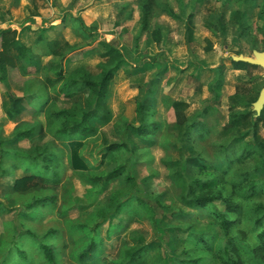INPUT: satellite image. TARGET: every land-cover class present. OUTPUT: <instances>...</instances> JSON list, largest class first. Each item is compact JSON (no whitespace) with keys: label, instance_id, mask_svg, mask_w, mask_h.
Masks as SVG:
<instances>
[{"label":"rangeland","instance_id":"rangeland-1","mask_svg":"<svg viewBox=\"0 0 264 264\" xmlns=\"http://www.w3.org/2000/svg\"><path fill=\"white\" fill-rule=\"evenodd\" d=\"M71 1L56 0V4L51 5L46 0H5L2 7L0 6L2 11L7 9L0 14V28L15 30L13 27H17V38L30 48L35 56L41 57L45 66L50 65L52 58L48 56L44 43L37 41L41 29H47L46 38H57L66 43L69 46L66 51L93 41V38L84 40L75 35L70 20L72 15L81 17L85 25L95 31L96 40L93 50H87L86 47L82 53L70 59L69 72L78 66H85L92 74L99 73L104 61L100 57L103 50L101 43H109L122 49L124 55V62L109 87L108 104L113 113L111 122L100 125L95 135L65 150V173L61 184L54 187L40 182L39 188L35 190L38 195L55 194V208L45 212L42 220L26 224L32 226L39 235L48 228H57L62 235L57 246L60 261L62 264H75L71 256L74 248L68 234L67 220H84L90 212L105 206L113 192L120 188L121 191L126 189V186L118 181L103 184L100 186L103 192L89 203L86 199V191L90 187L87 179L127 163L139 184V191L149 194L151 201L153 200L149 204L154 209L157 228L152 225L150 215L140 211L134 212L128 219L125 217V220H128L126 225L110 241L105 239L103 228L101 234L104 244L96 264H115L123 246L141 244L149 245V253L143 264H172L173 258L179 256L183 248L179 240L187 226L195 233L206 231L221 236L219 224L208 209L190 211L181 204L178 186L171 180L170 173L182 157L183 160L195 157L198 152L219 166V145L230 137L222 133L228 114L256 113L253 104L264 87V68L257 66L251 70L238 71L232 69L230 60L240 56L255 58V53L264 52L263 1L241 4L239 0H150L153 3L150 26L139 44H136L135 35L140 22L142 0H77L72 9H67ZM164 2H168L176 11L180 17L179 21L161 14L159 5ZM123 7L125 8L121 10ZM192 12L195 16L190 26L194 29V34L189 52L185 44V26L186 18ZM235 15L240 17L241 29L233 24ZM61 18L64 22H56ZM154 28L160 29L161 32L159 45L153 42L151 36ZM208 41L212 44V50L208 49ZM8 54L15 56L11 49ZM220 62L226 66L224 85L219 101L213 103V95L208 91L207 84L217 75L216 67ZM198 64H203L212 71L203 73L201 79L194 81L191 75ZM41 70L45 73H40L38 81L44 84L45 77L51 75L46 67ZM150 81L154 82L153 97L145 93ZM11 83L17 86L14 80ZM46 89L51 94L50 99L38 114L26 107L15 122H9L4 118L0 106V133L3 139L11 138L17 127H41L42 133L35 136L33 141L34 145L42 146L51 141L48 133L49 110L75 107L78 113H81L92 105L91 96L87 91L70 99H63L55 98L48 84ZM2 93L3 88L0 86V103ZM174 101L185 103L183 111L189 118H193L207 104L211 106V112L204 120L210 129V135L193 147H182L178 140L181 129L175 123L172 107ZM138 102L153 105L157 131L153 136L154 145L149 148L140 146L136 138L130 137L138 147L136 153L139 154L136 156V163L132 165L129 162L134 157L128 151L109 153L107 147L123 140L126 123L132 126L139 124L135 111ZM251 118L252 115L249 119ZM251 125L252 122L249 121L231 135L251 143ZM258 134L264 137L262 127H259ZM32 145L31 141H23L12 146L29 149ZM56 145L59 146V142H56ZM253 166V162H248L243 168L252 169ZM21 175L22 171L17 170L16 176ZM263 181L264 174H261L258 176V182ZM11 183L12 178H0V259L7 249L5 244L12 240L10 230L23 232L16 213H6L3 210L4 207L13 206L17 197L12 192ZM69 200L73 201L77 208L70 210L63 217L62 206ZM258 200L264 202V195ZM244 205L248 206L249 203ZM215 206L217 209L222 208L221 203H216ZM180 210L185 211L187 217L171 216V213ZM243 224L246 226L248 221L244 220ZM24 239L22 246L26 247ZM25 249L27 250V247ZM31 259L32 264H44L36 255L32 254Z\"/></svg>","mask_w":264,"mask_h":264},{"label":"trees","instance_id":"trees-1","mask_svg":"<svg viewBox=\"0 0 264 264\" xmlns=\"http://www.w3.org/2000/svg\"><path fill=\"white\" fill-rule=\"evenodd\" d=\"M46 1L51 5L56 4V0ZM76 1L72 0L67 9H72ZM142 1L140 22L135 35L136 44H139L142 36L147 33L153 14V3L150 0ZM239 1L242 2L241 4L256 2V0ZM262 1V13H264V0ZM159 9L162 14L172 20H180L179 15L168 2L160 3ZM194 16L192 12L186 18L185 44L189 52L194 34L190 23ZM239 18L235 15L233 24L241 29L242 24ZM63 20L61 18L56 22L62 23ZM70 20L75 35L84 40L93 38V41L66 51L65 49L69 47L66 43H62L57 38H46L47 29H41L37 41L43 42L48 55L53 57L51 66L47 69L53 78L45 77V84L54 90L55 98L70 99L87 91L91 96L92 105L81 113H78L75 107L49 110L48 133L51 141L42 146L34 145L33 141L35 136L42 133L41 127H17L9 139H3L0 133V178H12V192L17 196L14 205L4 207L3 210L6 213H16L23 229V232L16 229L10 230L12 240L5 244L7 249L1 256L0 264H32V254L38 256L39 260H43L44 264H62L57 249L62 239L61 232L54 227L48 228L39 235L32 226L26 224L42 220L44 213L53 210L56 206L55 194L38 195L35 194V190L39 188L40 182L58 187L65 173V150L95 135L100 125L108 124L112 120L113 113L108 104L109 87L124 62L123 51L109 43H101L103 50L100 57L104 61L99 73L92 74L85 66H78L69 72L70 59L82 53L86 47H88L87 50H93L96 40L95 31L86 26L81 17L72 15ZM151 36L153 42L159 45L160 29L154 28ZM9 49L15 52V56L8 54ZM208 49L212 50L210 41H208ZM230 64L232 69L238 71L257 67L232 59ZM42 68L41 59L17 39L15 30L0 28V83L14 80L23 90L21 98L13 94L8 96L5 108L9 120H17L26 107L38 114L48 104L50 96L44 92L45 86L38 83L36 76ZM216 69L217 75L207 84L208 91L213 95V103H217L221 97L226 66L220 62ZM211 71L212 69L205 65L198 64L191 78L198 81L203 73ZM153 83L150 81L146 86L145 93L149 97L155 95ZM24 99L28 100L26 104L23 103ZM256 101L257 99L254 103ZM184 106L185 103L181 101L172 103L175 123L181 129L178 140L182 147H193L210 135V129L207 128L204 120L211 112V106L207 104L193 118L185 115ZM135 111L139 124L132 126L126 123L123 140L107 147L109 153L128 151L134 157L129 162L132 165L136 163V156L139 154L136 153L138 147L130 140V137L136 138L140 146L149 148L154 145L153 136L157 131L153 105L138 102ZM251 115L252 118L249 119ZM249 121L252 122V130L249 133L252 137L251 143L231 135ZM259 127L264 130V106L259 114L230 112L222 131L230 137L219 145L217 155L221 162L219 166L203 156L201 152H198L195 157L184 160L182 157L174 165L170 178L178 186L179 201L190 211L208 209L219 224L221 236L218 233L206 231L195 233L191 227L187 226L179 240L183 248L180 255L173 258L172 264H264V202L258 200L264 195V181L258 182V176L264 174V137L258 134ZM22 141H31L33 145L29 149L12 146ZM56 142L60 145L57 146ZM248 162L254 163L252 169L243 168ZM126 164H119L109 172L90 176L87 179L90 187L86 191V199L89 203L103 192V189L100 190L103 184L118 181L121 185H125L126 189L121 191L120 188L113 192L105 206L90 212L84 220H67L66 226L74 248L71 256L75 264H96L104 244L102 229L105 228L104 237L107 241L114 239L126 225L127 219L136 211L150 215L152 225L157 228L155 212L149 204L153 200L151 201L149 194L139 191V184L133 177L132 169ZM17 170L22 171L21 177L16 176ZM216 203H221L222 208L217 209ZM245 203L249 205L245 206ZM156 205L164 212L159 203L156 202ZM75 206L71 200L65 202L62 206V216L77 208ZM173 215L187 217L188 214L180 210L171 213V216ZM244 220L248 221L246 226L243 224ZM23 239L26 241L30 255L26 247L22 246ZM148 253V244L123 246L115 264H143Z\"/></svg>","mask_w":264,"mask_h":264},{"label":"crops","instance_id":"crops-1","mask_svg":"<svg viewBox=\"0 0 264 264\" xmlns=\"http://www.w3.org/2000/svg\"><path fill=\"white\" fill-rule=\"evenodd\" d=\"M5 0H1L0 1V6L1 5H3V2H4ZM2 7V6H1ZM3 11L5 12V11H7V9H3ZM1 9H0V14H1V12H3ZM162 14V13H161ZM162 15H164V14H162ZM164 16H166V15H164ZM166 17H168V16H166ZM139 18H140V16H139ZM169 18V17H168ZM171 19V18H170ZM39 24V23H38ZM40 25V24H39ZM7 28V27H6ZM13 28H15V31L17 32L18 31V28L17 27H13ZM18 40H19V38H17ZM20 41V40H19ZM21 42V41H20ZM22 43V42H21ZM43 43V42H42ZM22 44H24V43H22ZM25 45V44H24ZM26 46V45H25ZM49 56V55H48ZM49 57H51L52 58V61H53V57L52 56H49ZM40 59H41V57H40ZM52 61H51V63H52ZM51 63H50V65L49 66H45L44 65V63H43V60L41 59V66L42 67H46L47 69H49L50 68V66H51ZM43 69V68H42ZM48 72V71H47ZM40 73H45V72H43L42 70H40L39 71V74L38 75H36L37 76V79H39L40 78ZM48 74H50L51 76L49 77L50 79H52L53 78V75L51 74V73H49L48 72ZM44 82H45V79H44ZM38 83L39 84H43V83H40L39 81H38ZM0 86L3 88V93H2V95H1V98H2V100H1V103H0V106H1V110L3 111V115H4V118H6L9 122H15L16 120H14V121H12V120H9L8 118H7V116H6V108L4 107V105H5V102L7 103L8 102V96L9 95H15V97H17V98H21L22 96H23V90H22V88L21 87H19V86H16V85H12V83H11V81H8V82H5V83H0ZM44 86H45V89H44V92H46V93H48L49 94V96L51 95L50 94V92L46 89V84L44 83ZM49 88H50V86H49ZM50 90L51 91H53V95H54V97H55V94H54V90H52L51 88H50ZM57 98V97H56ZM27 99H24V104H26L27 103ZM46 107V106H45ZM23 142V141H22ZM28 142H30V141H28ZM19 143H21V142H19ZM18 143V144H19Z\"/></svg>","mask_w":264,"mask_h":264},{"label":"water","instance_id":"water-1","mask_svg":"<svg viewBox=\"0 0 264 264\" xmlns=\"http://www.w3.org/2000/svg\"><path fill=\"white\" fill-rule=\"evenodd\" d=\"M234 61L248 63L254 66H262L264 68V52L263 53H255V58L249 57H237L233 59ZM264 106V87L260 92V95L257 101L253 104V109L256 114H259Z\"/></svg>","mask_w":264,"mask_h":264}]
</instances>
